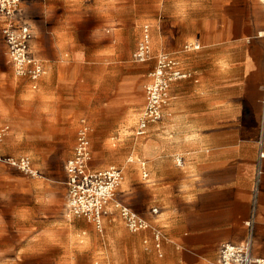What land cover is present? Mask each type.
Segmentation results:
<instances>
[{
    "label": "crops",
    "instance_id": "crops-1",
    "mask_svg": "<svg viewBox=\"0 0 264 264\" xmlns=\"http://www.w3.org/2000/svg\"><path fill=\"white\" fill-rule=\"evenodd\" d=\"M20 6L33 30L30 53L44 72L33 89L12 69V81L26 80L30 89L6 88L0 96V123L11 127L0 154L29 157L37 173L0 163V264H216L222 243L246 239L249 221L252 256L264 264V0ZM145 24L154 66L166 52L188 76L170 83L161 118L144 134H136L144 106L96 132L112 157L124 153L112 162L122 179L97 225L67 211L65 163L80 121L90 127V142L98 123L82 92V65L103 72L122 66L129 80L147 84L150 57L132 58ZM8 77L0 68V79ZM120 207L147 227L131 231Z\"/></svg>",
    "mask_w": 264,
    "mask_h": 264
},
{
    "label": "built area",
    "instance_id": "built-area-1",
    "mask_svg": "<svg viewBox=\"0 0 264 264\" xmlns=\"http://www.w3.org/2000/svg\"><path fill=\"white\" fill-rule=\"evenodd\" d=\"M21 1L0 0L1 33L5 38L8 62L12 66L14 75L29 79L32 88L35 89L38 79L44 72V67L42 62L30 53L29 43L32 37L30 27L14 21L15 11ZM192 47L198 49L199 45L193 44ZM185 48L187 49L188 46ZM150 51V26L145 24L142 38L132 58L136 62H145L149 60ZM187 76L188 73L180 69L177 61L170 54L166 52L157 54L155 66L150 72V81L145 87V105L138 119L136 134H144L149 122H156L161 118V107L170 83ZM259 156H264V153H259ZM90 160V127L86 120L82 119L77 131L73 154L65 163L67 211L69 215L84 216L100 225L106 206L113 198L116 187L122 179V173L116 166L92 169ZM1 162L14 166L29 175L37 173L32 166L31 159L27 156L13 158L3 157L0 154ZM153 210L156 211V209ZM120 212L131 231L147 227V223L129 208L120 207ZM155 236L159 239L158 233ZM252 241V221H249L246 239L241 243H222L216 264H263L262 260L252 256Z\"/></svg>",
    "mask_w": 264,
    "mask_h": 264
},
{
    "label": "rangeland",
    "instance_id": "rangeland-1",
    "mask_svg": "<svg viewBox=\"0 0 264 264\" xmlns=\"http://www.w3.org/2000/svg\"><path fill=\"white\" fill-rule=\"evenodd\" d=\"M20 5L21 3L18 5L15 11L14 21H16L18 24L28 25V23L24 21V15H22L20 12ZM1 27L0 68L1 71L7 73L10 72L11 77L0 79V96L6 88L13 87L15 89H18L26 86V84L29 88V84L25 83L27 82L26 80L12 81L11 79L13 77V73L12 68L10 64L7 63V59L5 57V53L7 52V45L5 42V38L1 33ZM30 30L33 37L32 28H30ZM92 60L95 61V58ZM149 61L150 68L152 70L154 67L152 46ZM128 72L129 71L122 66L109 67L107 71L103 72L98 68V65L96 64H92L90 67L82 65V92L85 93L88 99L91 100L92 107H96L98 110L94 113L98 119L97 126L95 128H91L92 140L90 142V163L92 167L98 164H104V167L101 168L104 169L109 166L115 165L112 162L116 161V157H124V153L122 152L114 154V156L112 157L111 151L109 149L103 148L97 140H94L96 132L108 131L110 129L111 119L114 116L120 115L122 113L124 114V112L128 109L140 110L145 105V87L147 84L144 83L143 86H140L134 81L129 80ZM139 97H141L143 100L140 101ZM10 131L11 127L8 123H0V144L6 134Z\"/></svg>",
    "mask_w": 264,
    "mask_h": 264
}]
</instances>
